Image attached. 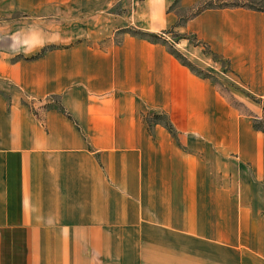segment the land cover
<instances>
[{"label":"crops","instance_id":"crops-1","mask_svg":"<svg viewBox=\"0 0 264 264\" xmlns=\"http://www.w3.org/2000/svg\"><path fill=\"white\" fill-rule=\"evenodd\" d=\"M203 1L0 0V264H264V131L132 33L264 98V10Z\"/></svg>","mask_w":264,"mask_h":264},{"label":"rangeland","instance_id":"rangeland-1","mask_svg":"<svg viewBox=\"0 0 264 264\" xmlns=\"http://www.w3.org/2000/svg\"><path fill=\"white\" fill-rule=\"evenodd\" d=\"M244 4L256 8L264 9V0H211L207 5L224 4ZM178 14V23L191 14V9L175 8ZM133 32L136 30H132ZM155 37L149 38L162 42L167 49L182 63L187 65L192 71L210 81L216 89L226 98L229 104L238 113L249 117L251 124L264 129V98L255 97L247 93L238 81L234 78L225 65L217 56L210 54L207 49L200 44L196 38L185 31L169 29L161 33H154ZM198 46L202 56L197 59L195 56H184L175 47V43Z\"/></svg>","mask_w":264,"mask_h":264},{"label":"trees","instance_id":"trees-1","mask_svg":"<svg viewBox=\"0 0 264 264\" xmlns=\"http://www.w3.org/2000/svg\"><path fill=\"white\" fill-rule=\"evenodd\" d=\"M224 5L248 6V7H250V8H254V9H257V10H261L260 8H256V7H253V6H250V5L238 4V3H237V4H224ZM208 6H209V5H207V1H203V2H201L200 4H198V5L195 7V11L197 12V11L203 9V8L208 7ZM262 10H264V9H262ZM132 33L135 34V35H137V36L143 37V38H145V39L152 40V41H156L155 39H151V38L155 37L154 33H147V32H141V31H134V32L132 31ZM149 36H150L151 38H149ZM183 64H184V63H183ZM184 65H185V64H184ZM186 66H187V65H186ZM252 127H253L254 129L264 131V129L258 128V127H257L256 125H254V124H252ZM168 128H169V126H168Z\"/></svg>","mask_w":264,"mask_h":264}]
</instances>
